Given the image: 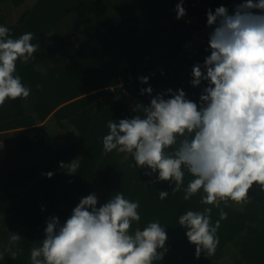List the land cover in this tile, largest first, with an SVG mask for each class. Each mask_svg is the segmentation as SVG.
<instances>
[{
	"label": "trees",
	"instance_id": "1",
	"mask_svg": "<svg viewBox=\"0 0 264 264\" xmlns=\"http://www.w3.org/2000/svg\"><path fill=\"white\" fill-rule=\"evenodd\" d=\"M226 1L196 0L193 12H214ZM173 7V0H0V24L13 37L32 32L40 44L29 62L17 61L29 97L0 107V140L11 131L19 138L18 155L0 169V264H31V249L45 238L49 217L64 223L82 197L95 193L99 207L117 191L140 202L141 221L133 230L155 219L166 224L167 251L155 264H225V256L230 264H264L259 186L245 203H221L227 218L220 220L216 252L197 258L178 217L212 207L214 223L220 208L201 204L202 193L185 200L183 188L173 193L169 181L145 175L131 154L103 149L107 122L143 115L137 105L150 104L158 93L183 89L200 103L207 81H189L193 59L184 52L186 29L173 18ZM149 86L151 94L141 93ZM76 158L75 174L61 168V161ZM190 179L186 173L185 185ZM161 190L169 192L164 200ZM14 232L21 238L12 242Z\"/></svg>",
	"mask_w": 264,
	"mask_h": 264
},
{
	"label": "clouds",
	"instance_id": "2",
	"mask_svg": "<svg viewBox=\"0 0 264 264\" xmlns=\"http://www.w3.org/2000/svg\"><path fill=\"white\" fill-rule=\"evenodd\" d=\"M175 9L178 19L185 16L183 0ZM207 24L215 25L209 37L211 54L191 73L194 86L207 81L199 105L183 89L169 88L168 98L158 93L150 104L137 105L143 115L109 120L103 137L105 152L129 153L145 175L169 181L173 193L183 188L185 200L202 193L201 204L220 208L214 223L212 207L189 209L178 217L197 258L216 252L220 220L227 218L221 203L247 202L254 185L264 191V0H243L232 14L223 5L210 9ZM10 32L0 24V107L6 100L29 97L31 89L17 73V61L29 62L40 48L32 32L18 37ZM140 80L147 83L149 77ZM144 92L151 94L153 88H142ZM60 165L69 174L80 167L77 158ZM186 173L192 177L187 185ZM168 195L159 191L161 200ZM97 204V195L91 193L64 223L49 217L45 238L31 249V264H155L163 259L166 224L155 219L132 228L141 221L138 200L117 191ZM20 238L17 232L10 236L12 242Z\"/></svg>",
	"mask_w": 264,
	"mask_h": 264
},
{
	"label": "built area",
	"instance_id": "3",
	"mask_svg": "<svg viewBox=\"0 0 264 264\" xmlns=\"http://www.w3.org/2000/svg\"><path fill=\"white\" fill-rule=\"evenodd\" d=\"M174 10L173 18L178 20L181 25L186 29L187 38L183 43L184 52L193 59V64H203L205 58L211 54V48L209 45L210 33L213 31L215 25L209 26L207 24V13H194L193 10L197 6L196 0H183V6L186 9V14L182 18H177L175 6L180 3L181 0H173ZM243 0H227L223 6H226L229 13L232 14L238 4L242 3ZM254 12H259V9H253ZM161 73H165L163 67L158 69ZM156 72V71H155ZM191 81V80H189ZM207 87V83H206Z\"/></svg>",
	"mask_w": 264,
	"mask_h": 264
},
{
	"label": "rangeland",
	"instance_id": "4",
	"mask_svg": "<svg viewBox=\"0 0 264 264\" xmlns=\"http://www.w3.org/2000/svg\"><path fill=\"white\" fill-rule=\"evenodd\" d=\"M60 53H57V58H61ZM6 140H0V169H8L19 153V138L15 131H11ZM225 256V264H230L231 258Z\"/></svg>",
	"mask_w": 264,
	"mask_h": 264
}]
</instances>
